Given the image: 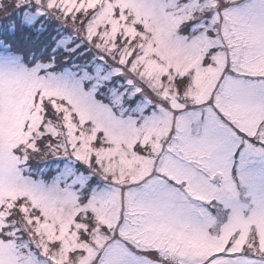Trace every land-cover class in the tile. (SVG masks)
Segmentation results:
<instances>
[{
	"label": "snow or ice",
	"instance_id": "snow-or-ice-1",
	"mask_svg": "<svg viewBox=\"0 0 264 264\" xmlns=\"http://www.w3.org/2000/svg\"><path fill=\"white\" fill-rule=\"evenodd\" d=\"M0 264H264V0H0Z\"/></svg>",
	"mask_w": 264,
	"mask_h": 264
}]
</instances>
